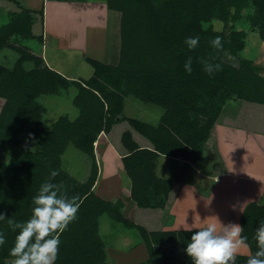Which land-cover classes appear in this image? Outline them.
<instances>
[{
  "label": "trees",
  "instance_id": "16d2710c",
  "mask_svg": "<svg viewBox=\"0 0 264 264\" xmlns=\"http://www.w3.org/2000/svg\"><path fill=\"white\" fill-rule=\"evenodd\" d=\"M11 1L20 10L9 12L8 21L0 26V52L10 48L20 57L12 68L0 65V99L5 100L0 149L12 150L9 161L0 162V213L26 221L40 185L57 170L53 182L63 183L69 196L78 195L81 206L77 219L60 235L56 264H107L99 232L104 215L140 232L150 254L148 264H171L163 245L177 241L186 255L183 264H192L185 249L195 231H149L126 219L122 202L96 194L95 144L101 134L108 136L121 152L131 179L132 202L139 209L156 211L168 207L174 190V183L156 172L160 156L200 162L218 123L264 134V66L241 56L247 33L237 27L240 22L249 23L264 41V0H107L110 9L122 14L119 62L110 65L88 58L94 74L84 80L66 78L29 47L15 45L35 38L33 26L39 14L43 20L44 10L36 12ZM214 21L223 23V29L217 30ZM218 35L223 40L220 51L210 43ZM190 36L200 37L194 50L185 44ZM37 38L43 42V36ZM188 57L193 59L191 74L184 70ZM209 57L222 66L212 75L199 62ZM27 63L33 68L27 69ZM72 88L77 91L73 104L79 116L75 120L61 116L51 129H44L46 108L39 99ZM130 96L162 108L160 123L154 126L125 116V100ZM232 102L238 107H232ZM246 109L254 118L250 126L238 120ZM69 145L93 161L86 182L63 169L62 157ZM261 223L264 204L249 203L240 226L248 237L250 254L237 255L236 264H247L248 256L257 250L253 237ZM0 231L6 236L0 246V264H12L9 250L16 233L7 220L0 221Z\"/></svg>",
  "mask_w": 264,
  "mask_h": 264
},
{
  "label": "crops",
  "instance_id": "0c3cea01",
  "mask_svg": "<svg viewBox=\"0 0 264 264\" xmlns=\"http://www.w3.org/2000/svg\"><path fill=\"white\" fill-rule=\"evenodd\" d=\"M17 1L23 8H29L36 12L40 9L44 10L42 35H40L43 36V42L40 40L38 42L42 44L41 55L51 69L68 79L84 80L91 78L94 74V70L85 69L84 63L89 64L88 58L105 64H118L121 48L122 14L110 9L107 0ZM19 10L20 7L18 6L17 12ZM33 34L39 37L35 31ZM73 65L76 68H72ZM163 113L164 110L161 116ZM248 134L253 136L255 132L218 123L213 129L200 162L186 161L182 157L160 156L156 168L160 178L170 180L167 174L173 171L169 168L171 166L178 168L181 174H178L179 176L178 178L176 176L175 180H171L174 183V190L168 207L153 211L139 209L132 202V182L129 183L128 187L125 186L123 176H128V174L124 169L121 152L103 133L97 141L98 145H95V151L98 157L100 156L103 161L107 158L105 160L108 162L103 163V167L99 168L94 190L97 195L105 200L114 203L122 202L126 219L146 227L149 231H196L205 227L206 221L213 216L218 217L221 223L233 222L240 225L241 215L249 203L264 204L262 203L264 202L263 146L259 149L247 145L248 149L240 150H238L239 144L237 150L231 147V145L233 146L231 143L241 136L242 141L247 142L250 139ZM262 135L264 134L260 133L258 137ZM102 137L105 138V141L99 145ZM229 157H239L238 172H233L227 165L225 159ZM240 157L243 162L240 161ZM202 163L208 164L213 169V172L210 170L207 175L202 174L205 180L212 182L213 187L208 184V187H204L201 194L200 190L203 187L190 180L184 172L186 171L185 167L190 166L193 171H200L201 173V171L203 172L200 167ZM128 178L130 179L129 176ZM223 184H225L224 192L220 191ZM233 206H236L235 210H233ZM199 219L200 224L197 223ZM99 232L106 245L101 235L100 221ZM115 236V239L120 237L118 232ZM177 242L164 244V252L172 253L171 250L178 247L175 245ZM127 243L115 240L111 242V246L106 245V263L148 264L150 254L145 242L141 239V235L138 243L136 242L134 245ZM179 244L181 245L180 242ZM139 250L140 256L138 257ZM126 252L131 253L128 257H138V260L128 262L123 257V253ZM244 252L248 254L250 250H244ZM166 256L170 257L169 255Z\"/></svg>",
  "mask_w": 264,
  "mask_h": 264
},
{
  "label": "clouds",
  "instance_id": "9594fccd",
  "mask_svg": "<svg viewBox=\"0 0 264 264\" xmlns=\"http://www.w3.org/2000/svg\"><path fill=\"white\" fill-rule=\"evenodd\" d=\"M199 42V36L185 39L189 50L196 49ZM210 43L217 51L223 49V40L219 35ZM213 59L215 57L201 58L199 61L209 75L222 67L219 63H212ZM192 64V57H188L184 64L188 74L193 71ZM58 175L57 170H52L48 179L40 185L32 199L31 215L26 221L18 222L0 213V221L7 220L9 228L16 233L9 250L12 264H56L60 235L77 219L81 206L78 195L69 196L63 183L53 182ZM235 209L236 206H233ZM210 218L205 227L193 232L185 249L186 254L192 264H236L241 250H250L251 247L248 237L243 235L244 228L233 223L225 225L215 216ZM253 239L257 250L248 256L247 264H264V223L258 226ZM5 243V233L0 231V246Z\"/></svg>",
  "mask_w": 264,
  "mask_h": 264
},
{
  "label": "rangeland",
  "instance_id": "374dc122",
  "mask_svg": "<svg viewBox=\"0 0 264 264\" xmlns=\"http://www.w3.org/2000/svg\"><path fill=\"white\" fill-rule=\"evenodd\" d=\"M18 6L12 2L11 0H0V26L5 24L8 21V13L17 11ZM41 11V9H40ZM38 16V15H37ZM41 15L39 14L38 20L33 26V32L35 31L36 34L39 36L42 35V18L40 17ZM214 27L217 30H222L223 29V23L219 21H214ZM238 29L244 30L247 33V38H246V48L241 52V56L243 58L251 59L253 60L257 65L264 66V41L260 38L259 34L252 30L249 23L247 22H240L237 25ZM36 39H26V40H21V42L15 44L17 46H22V47H29L30 50L34 53V55H37L39 57H42L41 55V50H42V44L38 42L37 36H35ZM16 43V42H14ZM20 55L18 52H16L13 49L7 48L3 51L0 52V65L7 67V68H12ZM43 58V57H42ZM44 59V58H43ZM45 61V60H44ZM85 69L89 70L92 69L93 67L90 64H85ZM27 69L33 68L32 63H27L26 64ZM72 68H76L74 65ZM90 71V70H89ZM77 91L76 89L72 88L69 91H63L59 95H48V96H43L39 99V101L44 105L46 108V112L42 118V126L44 129L49 130L52 128L53 124L61 117V116H69L70 119L75 120L79 116V110L76 106L73 104V98L75 97ZM5 104L4 99H0V114L3 109V106ZM231 106L234 108H237V103L232 102ZM248 107H258V106H248ZM262 109V108H260ZM163 109L152 104H144L138 99H136L133 96L127 97L125 100V110L124 114L127 117L133 118L140 120L142 122L148 123V124H153L154 126L157 123H160L161 119V113ZM243 113L241 116H239V122L240 124H245V125H251L252 120L254 121V118H252L251 113H247V109L245 111H242ZM257 122V121H255ZM122 126H127L126 123H124ZM264 126V125H263ZM121 127V126H120ZM264 130V129H263ZM120 131V130H119ZM260 134V133H259ZM257 132H255V135L251 136L249 135L250 139L247 140V142H243L242 136L238 138V140H235L231 144V147H233L234 150H237L238 144L240 149H248V146H255L258 147L259 149L264 148V135L259 136ZM247 135V139H248ZM210 140V139H209ZM105 141V138L102 137L100 140V144ZM208 143V142H207ZM95 145H98L96 143ZM207 145V144H206ZM248 145V146H247ZM96 148V147H95ZM206 148V146H205ZM38 150L36 147H32V150ZM33 150V151H34ZM206 150V149H204ZM257 150V149H256ZM12 153V150L10 149H0V162H7L10 159V155ZM96 162L98 165V168L103 167V163H107L108 161L102 158L96 154ZM226 156V154H225ZM107 157V156H105ZM239 157L235 158H226V163L229 166V168L233 172H238V166H239ZM240 161L243 162V159L240 157ZM163 163V162H161ZM92 164L93 161L91 158H89L87 155L82 153L80 150H78L75 146L69 145L66 152L64 153L62 157V166L63 169L66 170L69 174H71L73 177H75L78 181L80 182H86L91 174V169H92ZM201 169L203 172L200 171H193L190 166L185 167L186 171V176L190 178L193 182L197 183L200 185L201 188L200 193L203 192L204 187H208V184L212 186V182L209 180H205L204 176L202 175L205 173L207 175L210 170L213 169L210 167L208 164L202 163L200 165ZM170 169H173V171H170L167 176L170 180H175L176 176L181 174L179 173V169L175 167H169ZM246 168V167H245ZM161 172V169L159 170ZM168 172V171H167ZM179 174V175H178ZM124 183L125 186L128 187L129 183H131L130 179L128 176L124 175ZM231 182V181H230ZM124 185V184H123ZM214 185V183H213ZM225 184H223L220 188V191L224 190ZM213 187V186H212ZM207 189V188H206ZM224 192V191H223ZM202 194V193H201ZM264 203V202H262ZM242 216V215H241ZM100 221V231L101 235L103 236L106 245L109 246L111 242L115 240H119L120 242H128V245H134L136 242L138 243L140 233L136 229H126L123 224L114 222L109 215H104L102 218L99 219ZM200 222V219L197 221L198 224ZM233 223V222H232ZM223 224H227L226 222ZM229 224V223H228ZM234 224V223H233ZM140 225V224H139ZM118 232L119 236L118 238L115 239V234ZM118 236V235H117ZM175 245L178 247L173 248L171 251L172 253L166 252L165 255H169L170 258H173L171 261V264H183L186 261V255L181 248V245L179 242H177ZM111 246V245H110ZM170 251V250H169ZM137 252V251H136ZM125 260L128 262L136 261L138 260V257L140 256V250L138 251V257H128L130 255V252L123 253ZM173 254V255H172ZM247 253L244 252V250H241V254L239 255H246ZM250 254V253H248ZM167 257V256H166ZM126 261V262H127Z\"/></svg>",
  "mask_w": 264,
  "mask_h": 264
}]
</instances>
